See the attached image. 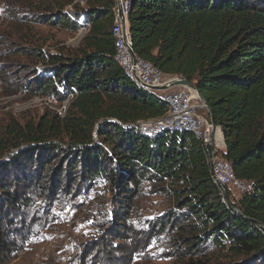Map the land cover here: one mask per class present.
<instances>
[{
    "label": "trees",
    "instance_id": "obj_1",
    "mask_svg": "<svg viewBox=\"0 0 264 264\" xmlns=\"http://www.w3.org/2000/svg\"><path fill=\"white\" fill-rule=\"evenodd\" d=\"M72 2L55 12L47 5L48 14L39 17L72 31L86 27L80 46L56 54L28 50L40 64L32 70L31 92L57 101L73 94L69 106L62 118L47 111L36 124L7 126L2 150L26 145L18 157L36 159L38 168L56 159L79 163L81 177L99 176L121 209L148 193L168 197L173 209L164 217L177 230V264H264L258 226L264 228V0H131L128 13L134 54L165 77L194 86L223 136L220 157L236 178L253 183L235 201L227 191L238 213L221 201L200 140L179 131L147 135L134 126L164 115L166 105L130 82L114 60L115 0H91L85 9L64 13ZM9 165H1L0 179ZM9 192L0 193V264L19 251L4 212L17 201ZM212 250L228 261L211 262Z\"/></svg>",
    "mask_w": 264,
    "mask_h": 264
},
{
    "label": "rangeland",
    "instance_id": "obj_2",
    "mask_svg": "<svg viewBox=\"0 0 264 264\" xmlns=\"http://www.w3.org/2000/svg\"><path fill=\"white\" fill-rule=\"evenodd\" d=\"M68 1L0 0V139L13 123L36 124L47 111L62 118L69 106L71 99L51 100L31 92L32 70L40 64L28 55L33 48L56 54L80 46L86 27L72 31L42 23L39 17L48 14L47 5L55 12L58 4ZM90 1L73 0L63 11L85 9ZM200 113L208 115L205 109ZM26 147H0V168L10 164L2 173L0 193L15 192L17 200L4 211L19 248L6 264H177V230L164 217L173 209L168 197L148 193L121 209L99 176L82 178L79 163L70 166L59 159L38 168L36 159L28 163L18 157ZM239 196L230 192L234 201ZM117 212L119 222L114 218ZM208 257L211 262L228 261L220 251L212 250Z\"/></svg>",
    "mask_w": 264,
    "mask_h": 264
},
{
    "label": "built area",
    "instance_id": "obj_3",
    "mask_svg": "<svg viewBox=\"0 0 264 264\" xmlns=\"http://www.w3.org/2000/svg\"><path fill=\"white\" fill-rule=\"evenodd\" d=\"M125 0H119L117 4L121 10H124ZM127 28L125 24L120 20V29L122 31V42L119 43V48L122 52V61L125 63V70L128 73H134L136 78L141 80L146 85H150L153 89L163 93V95L171 100L172 110L167 113V120L159 121V123L144 124V130H148L151 133L157 132V124L176 122L177 129H201L202 135L207 136L208 148L213 155V167L214 174L219 180V185L223 187L224 194L227 200H229L227 191L236 192L239 195L247 194L249 188L241 187L234 188L230 183V180H225V173L228 169L225 168L224 162H220V153L222 149L216 144V138L214 137L213 145L210 143V136L213 132L208 122V117L200 113L204 110L202 104L199 102V97L191 89L184 86L171 87L164 90H159L163 86H167L171 81L158 78V76H152L145 68H138V61H133L129 57V50L123 41V32ZM213 147V151L211 150Z\"/></svg>",
    "mask_w": 264,
    "mask_h": 264
},
{
    "label": "bare ground",
    "instance_id": "obj_4",
    "mask_svg": "<svg viewBox=\"0 0 264 264\" xmlns=\"http://www.w3.org/2000/svg\"><path fill=\"white\" fill-rule=\"evenodd\" d=\"M78 1L82 3V2L87 1V0H78ZM118 1L119 0H115V6H114V9H113V19H114V21H113V26H112V29H111V33H112V36L114 38V48H115L114 60L123 69L125 75L127 76L128 80L130 82H132L136 86H139V87L149 91L151 94H153L155 97L160 99L166 105V112L164 113V115H162V116H160L158 118H155V119L139 121V122H137L134 125L140 132H142L144 134H147V135H151V134H154V133H151L148 130H144V124L159 123V121L167 120V113L170 110H172V103H171V100H169L168 98H166L163 95V93L156 91L150 85L144 84L143 82H141V80L136 78V75L134 73H128L125 70V63L122 61V52H121V49L119 48V43L122 42V31L120 29V20L122 19V23L127 26L128 13H129V10H130V7H131V0H125V2H124V10H121V13H120L119 4H117ZM123 41H124L125 45L127 46L128 50H129L130 59L133 60V61H138V68H145L147 71L150 72V74L152 76H158V78H164V79H167L169 81H172V80H174L176 78H179V77H173V78L165 77L158 69H156L149 62H147V61L139 58L138 56H136L134 54L132 48H131L130 39H129L128 33H127V28H125L124 32H123ZM57 90L59 92H62L61 88H58ZM72 95L69 94L64 100L72 99V97H73ZM48 97L51 100L54 99V97H52V96H48ZM68 97H71V98H68ZM199 102H200V104H202L200 99H199ZM203 107H204V105H203ZM207 117H208V115H207ZM208 122H209V125L212 128V125L210 123L209 117H208ZM212 130H213V128H212ZM163 131H167V132H175V131L187 132V133L192 134L196 139L200 140L202 142L204 148H205V152H206V155H207L208 163H209L210 160L212 162L211 168H210V170H211V178H212L213 182L216 185L219 184V180L217 179V176L214 174L213 155L211 154V151L208 148L207 136L206 135H202L201 129H177L176 122L157 124V132H163ZM214 137L216 138V141H215L216 144L222 148V146H223V138H222V134H221L220 128L218 126H217V129L214 132ZM220 162H224L225 168L228 169V171H226V173H225V180H230V183L234 186V188H241L243 186V187L249 188L247 190V192H250L252 190V188H253V183L252 182H248V181H244V180H240V179L236 178L235 175H234V172L232 170L231 165L229 163H227L226 161H224L221 157H220ZM221 192H222L221 201L226 203L227 202L226 195L224 194L223 190H221Z\"/></svg>",
    "mask_w": 264,
    "mask_h": 264
},
{
    "label": "water",
    "instance_id": "obj_5",
    "mask_svg": "<svg viewBox=\"0 0 264 264\" xmlns=\"http://www.w3.org/2000/svg\"><path fill=\"white\" fill-rule=\"evenodd\" d=\"M177 86H184V87H187V88L191 89L192 91H194L197 94V96L199 97V99L202 102V104L204 105V107H205V109L207 111L208 117L210 119V123H211L212 128H213V132H212V134L210 136V143L213 145V142H214V132L217 129V125H216V122L214 120V117H213V115H212V113H211V111L209 109L208 104L206 103V101L204 100V98H202L200 96V94L196 91V89L194 88V86L187 79L182 78V77H179V78H176V79L172 80L167 86H163V87L159 88V90H164V89H168V88H171V87H177ZM211 150L213 151V147L212 146H211ZM211 164H212V162L210 160L209 161L210 168H211ZM217 186L221 190H223V187H221L219 184H217ZM226 203H227L228 207L231 210H233L234 212L238 213V211L230 204L229 200H227ZM258 226H260L264 230V228L260 224H258Z\"/></svg>",
    "mask_w": 264,
    "mask_h": 264
},
{
    "label": "crops",
    "instance_id": "obj_6",
    "mask_svg": "<svg viewBox=\"0 0 264 264\" xmlns=\"http://www.w3.org/2000/svg\"><path fill=\"white\" fill-rule=\"evenodd\" d=\"M127 33H128V37H129V26H128V21H127ZM129 39H130V37H129ZM222 152H224V150H225V145H224V141H223V146H222Z\"/></svg>",
    "mask_w": 264,
    "mask_h": 264
}]
</instances>
